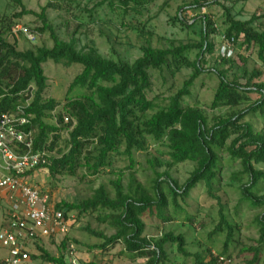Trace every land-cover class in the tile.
Segmentation results:
<instances>
[{
    "label": "trees",
    "instance_id": "trees-1",
    "mask_svg": "<svg viewBox=\"0 0 264 264\" xmlns=\"http://www.w3.org/2000/svg\"><path fill=\"white\" fill-rule=\"evenodd\" d=\"M154 1L156 0H104L112 10L117 7L123 14H141ZM200 1L195 0L189 9L207 5L208 0H202L205 4ZM12 2L20 9L19 14L13 15L12 20L0 18V105L3 109L10 108L17 93L30 86L35 88L33 101L27 110L31 118L25 128L32 131L33 150L48 155V163L43 169L50 179L74 177L80 169H85L89 176H98L111 167L115 154L124 156L129 162L127 169L131 170L134 166V153L146 152L149 140L164 146L169 160L168 167L186 162L196 165L181 187L166 173L155 174L152 197L131 174L126 190H123L120 179L113 183V199L109 198L103 187H99L92 198L79 204L57 203L56 209L63 211L65 215L73 212L78 215L98 213L100 217L103 215L102 221L109 220L110 228L114 231L109 237L88 230L89 234L102 241L91 247L92 250L106 252L108 248L122 243L124 251L132 260H142L143 264H165L166 246L170 245L175 247L179 255L188 257L183 235L167 233L160 238H148L143 235L141 216L145 212L152 214L156 210L161 221H170L164 212L167 204L160 190L162 184L166 185L174 203L177 198L185 199L193 189L203 184L207 195L214 197L222 206L220 199L214 196L213 188L218 183L220 151H226L232 161L240 164L241 174L234 175V180L239 181L241 175L247 178V182L240 187L241 201L262 210L256 221L259 225L258 244L264 242V194L260 195L264 185V172L256 169V166H264V129L255 132L244 121L248 116L256 114L264 119V82L261 81L264 72L261 68L251 73L244 71V84H241L237 77L228 79L233 62L220 57L217 58V68L204 70L201 65L204 57L211 55L213 51L211 38L219 34L209 17L198 16L193 19L199 20L201 26L198 44L167 50L141 47V56L129 64L121 60H106L93 49L86 52L77 50L76 40L73 38L68 42L60 40L48 22L45 10L37 15L41 27L37 30L26 29L32 35L48 33L52 48L20 51L18 41L11 35L15 21L33 13L24 8L21 0ZM211 3L216 4V0H211ZM180 9L175 21L180 26H186L187 22L179 15ZM223 11L227 25L224 34L241 39L246 50L255 46L258 59L264 66V29L260 32L253 29L256 18L239 21L232 17L228 9L223 7ZM192 49H197L198 53L196 60L190 63L184 55ZM47 62L64 67L79 66L81 72L71 82L67 93L75 88L88 91V95H84L82 99H67L62 113H54L59 103L44 99L47 80L43 66ZM172 66L176 70L191 68L192 73L181 88L166 99V104L160 107L155 99L147 98L152 87L149 72L169 71ZM204 72L213 73L218 80L211 109L247 106L226 116L213 118L210 125L198 108L182 107L183 99L190 96L191 88ZM252 94L258 96L253 102L250 100ZM152 110L156 111L147 117ZM64 116L69 118L67 123L64 122V118H67ZM64 132L66 139L61 148L58 143ZM120 148H123L121 152ZM53 153L56 156H50ZM149 163L155 167L154 162ZM218 215L219 223L214 233L226 232V245L218 256L232 264V258L227 255V243L233 236L234 227L227 222L222 207ZM68 244H72L76 250L69 234L58 243L57 256L50 255L40 244H36L30 257L35 262L40 260L42 264H66L64 253ZM247 251L252 253L250 264H257L261 255L260 248L251 247ZM195 259L197 264H218L216 256L210 250H206L204 255H196Z\"/></svg>",
    "mask_w": 264,
    "mask_h": 264
},
{
    "label": "rangeland",
    "instance_id": "rangeland-1",
    "mask_svg": "<svg viewBox=\"0 0 264 264\" xmlns=\"http://www.w3.org/2000/svg\"><path fill=\"white\" fill-rule=\"evenodd\" d=\"M24 8L33 13L25 15L15 21V27L37 30L41 27L37 15L45 10L48 22L51 24L57 37L68 42L72 38L76 40L77 50H95L102 58L110 61L121 60L132 64L141 56V47L149 46L152 49L167 50L185 45H196L200 42V23L193 20L198 16H207L211 19L219 34L211 38L213 51L206 55L201 64L204 70L218 67L217 48L220 43L219 35L227 28L223 7L228 9L232 17L239 21H247L256 18L252 27L260 32L264 29V0H216L212 4L208 0L207 5L200 8L189 9L195 0H156L149 3L141 14L128 12L123 14L117 7L112 10L104 0H21ZM198 1V0H197ZM205 4L204 1H200ZM179 15L187 22L186 26H180L175 21L178 9ZM20 9L12 0H0V18L12 20L13 15L19 14ZM193 21V22H192ZM195 23V24H194ZM13 29V30H14ZM13 32V31H12ZM12 35V34H11ZM18 48L20 51L34 50L36 48H52V41L48 33L35 34L34 41L29 42L18 34ZM197 49L185 53V58L191 63L196 60ZM235 57L228 79L237 77L244 84L242 73H251L257 68L264 72V66L257 56V48L252 46L248 50L242 45L241 39L235 45ZM226 69V68H225ZM46 77L47 89L44 99H52L59 103L54 113H62L63 106L69 100L82 99L88 95L84 88H75L71 93L68 88L73 79L81 72L79 66L64 67L61 64L47 62L43 66ZM192 69L183 67L176 70L171 69L162 72L150 71L152 87L147 98L155 99V103L162 107L166 99L174 95L189 78ZM264 82V73L261 77ZM218 84L216 76L211 72H204L194 83L190 96L183 99L182 107H196L207 119L208 124L213 118L226 116L232 111L245 108L211 109L212 99ZM258 98L250 95L251 102ZM156 110L149 111V117ZM67 117L68 116H64ZM69 119V118H68ZM252 126L255 132L264 129V119L256 114L250 115L244 120ZM66 133L61 134L58 143L63 148ZM120 152L123 148L119 149ZM166 150L160 143L148 141V149L144 153H134V166L131 170L128 160L121 155H114L110 168L104 170L100 175L89 176L85 169L78 170L74 177H56L50 179L46 172H38L32 179L35 186L41 187L48 192L55 203L79 204L93 197L99 187H103L110 199L115 197L113 183L120 179L123 190H126L129 177L132 174L136 181L145 189L149 196H153L155 174L166 173L171 180L181 187L193 173L196 165L186 162L173 167H168L169 160L165 154ZM56 156V153L50 154ZM219 175L218 183L214 185V196L217 201L207 195L204 185L200 184L193 189L185 199L177 198L175 203L165 184L160 190L166 199L165 216L169 222H163L157 216L156 210L152 214L145 212L141 216L144 225L143 235L148 238H160L164 234L172 233L175 236L183 235L186 241L188 257L179 255L175 247L167 245V261L165 264H197L195 256L204 255L206 250L212 254L219 255L226 245V232L214 233L219 223L220 207L229 224L234 227L233 236L227 243V255L232 264H250L252 253L249 248H260V259L257 264L264 261V242L259 245V225L257 217L262 213L260 208H253L247 202L241 201L240 187L247 182L244 175L239 181L234 180V175L241 174L238 161H232L226 151L218 152ZM154 162L152 167L149 162ZM160 164V165H158ZM158 165V166H157ZM257 170L264 172V166H256ZM264 194V185L260 195ZM4 200H0V224L7 211ZM73 219L69 227V238L74 241L77 255L81 264H143L142 260H132L124 251V246L119 243L106 252L91 249L101 244V240L88 233V230L109 237L114 233L110 228L109 220L102 221L98 213H85L78 215L73 212ZM107 215V214H105ZM42 248L52 256L58 255V241L43 240L39 243ZM36 247V245H35ZM32 252L35 249H31ZM7 251L0 248V258L5 257ZM35 264H42L37 260Z\"/></svg>",
    "mask_w": 264,
    "mask_h": 264
},
{
    "label": "built area",
    "instance_id": "built-area-1",
    "mask_svg": "<svg viewBox=\"0 0 264 264\" xmlns=\"http://www.w3.org/2000/svg\"><path fill=\"white\" fill-rule=\"evenodd\" d=\"M20 34L29 42L34 35L26 28L16 27L12 36ZM218 57L233 60L235 45L240 39L219 35ZM35 94L33 86L16 94L10 108L0 105V200L7 205L0 225V248L7 251L0 264H35L31 249L43 240L60 243L68 234L73 214L65 215L46 190L35 186L32 179L48 161L45 152L33 150L32 131L26 130L31 116L27 110ZM68 122V118H64ZM66 264H81L72 244L64 253ZM218 264H231L224 257L215 255ZM57 264V263H45Z\"/></svg>",
    "mask_w": 264,
    "mask_h": 264
},
{
    "label": "crops",
    "instance_id": "crops-1",
    "mask_svg": "<svg viewBox=\"0 0 264 264\" xmlns=\"http://www.w3.org/2000/svg\"><path fill=\"white\" fill-rule=\"evenodd\" d=\"M1 225V224H0Z\"/></svg>",
    "mask_w": 264,
    "mask_h": 264
}]
</instances>
